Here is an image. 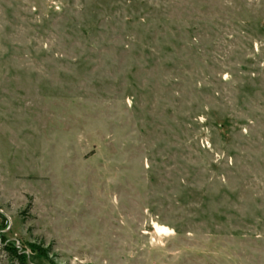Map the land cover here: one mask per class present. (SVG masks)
I'll list each match as a JSON object with an SVG mask.
<instances>
[{"label":"rangeland","instance_id":"rangeland-1","mask_svg":"<svg viewBox=\"0 0 264 264\" xmlns=\"http://www.w3.org/2000/svg\"><path fill=\"white\" fill-rule=\"evenodd\" d=\"M2 235L28 264H264V0H0Z\"/></svg>","mask_w":264,"mask_h":264},{"label":"trees","instance_id":"trees-1","mask_svg":"<svg viewBox=\"0 0 264 264\" xmlns=\"http://www.w3.org/2000/svg\"><path fill=\"white\" fill-rule=\"evenodd\" d=\"M3 249L7 252L8 257L12 261H17L19 264H28L27 255L23 250H20L15 242L9 241L2 235V242L0 241Z\"/></svg>","mask_w":264,"mask_h":264}]
</instances>
